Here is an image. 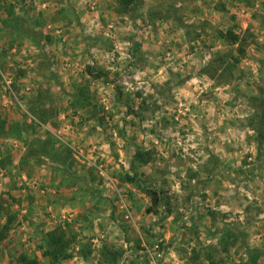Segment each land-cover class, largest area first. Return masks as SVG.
<instances>
[{
    "label": "rangeland",
    "instance_id": "rangeland-1",
    "mask_svg": "<svg viewBox=\"0 0 264 264\" xmlns=\"http://www.w3.org/2000/svg\"><path fill=\"white\" fill-rule=\"evenodd\" d=\"M120 12L117 0H0V264H108L105 247L114 264H252L247 249L264 252V0ZM149 190L162 194L153 213ZM54 232L68 259L45 255Z\"/></svg>",
    "mask_w": 264,
    "mask_h": 264
},
{
    "label": "trees",
    "instance_id": "trees-1",
    "mask_svg": "<svg viewBox=\"0 0 264 264\" xmlns=\"http://www.w3.org/2000/svg\"><path fill=\"white\" fill-rule=\"evenodd\" d=\"M143 0H117L118 3V7L120 9V13L122 14H128L130 10H132V8L134 7H139L142 4ZM6 25L11 27V28H15V26L17 27V29L20 31V27L19 25H15V22H13L12 20L7 21ZM225 37H227L228 41L236 44L238 42V36L235 35L233 32H228L226 34H224ZM87 73H89V75H94L92 72V69L88 68L87 69ZM86 90H81L80 94H79V100L78 103H83L82 106H84V104H88L90 102L89 97H87L85 95ZM121 94L122 92H119L118 94V99L120 100L121 98ZM256 118H258L259 121V127L260 130L259 131H264V113L262 114H257ZM255 127V126H254ZM255 129H258L255 127ZM135 162H140L142 164H148L151 160V152L150 151H143V150H137L135 156ZM125 181L128 182H134L135 180L131 177H125L124 179ZM149 196L151 198L152 201V208L149 211V213H153L154 208H158L160 205H162V194L158 193L157 191H152L149 190L148 191ZM169 208H170V204L169 202H167L166 204ZM171 211V210H169ZM12 224V219H10L8 221V223L4 226V228H6V230H8L10 228V225ZM230 238H232V234L228 233V234H224V236L221 238V244H225L227 245L228 243L230 244ZM2 239V238H1ZM235 240V238L233 239ZM72 243L70 240L66 239L65 233H52L49 234L47 240H45V255L52 257L53 259H55L56 261L59 260H65L68 259V251L70 250ZM84 255L86 257L89 256V254L91 253V251L88 252V250L83 249ZM87 252V254H86ZM103 253V257L105 259V263L108 264H114L118 261V257L121 255L120 252L116 251H112L110 249H108L107 247H105L102 250ZM247 254L249 255V257L251 258L252 264H258L257 260L260 257L264 258V252L260 251V250H252L250 248L247 249ZM22 260L24 262H27V258L26 256L22 257ZM208 260L211 262H214L213 256L211 255L210 257H208Z\"/></svg>",
    "mask_w": 264,
    "mask_h": 264
}]
</instances>
